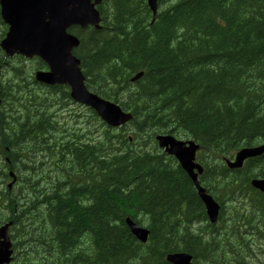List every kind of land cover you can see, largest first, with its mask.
Here are the masks:
<instances>
[{"label": "trees", "instance_id": "16d2710c", "mask_svg": "<svg viewBox=\"0 0 264 264\" xmlns=\"http://www.w3.org/2000/svg\"><path fill=\"white\" fill-rule=\"evenodd\" d=\"M97 8L98 29H71L80 38L74 54L87 87L129 111L128 123L114 131L82 107L71 114L72 123L56 115L58 104L71 103L68 88L37 83L33 70L45 64L36 57L26 63L14 56V77L0 81V93L7 92L6 99L0 96L2 165L11 168L9 146L17 140V129L7 130L9 116L29 119L27 136L33 131L37 141L44 139L40 165L68 161L59 179L56 170L42 171L46 206L40 213L29 205L32 186L27 192L22 184L8 188V171L2 170L0 223L13 221L11 264H170L165 255L173 251L190 253L196 264L256 258L254 249L243 257L228 254L235 243L226 237L264 239V194L249 184L252 176L264 177V153L239 169L227 168L223 159L264 142V0H158L154 18L146 0H102ZM9 59L0 50V64ZM91 120L93 128L84 132L81 125ZM156 133L194 139L207 192L222 205L247 202L242 196L248 195L259 213L249 214L243 229L223 220L219 232V225L206 221L189 177L157 148ZM127 215L149 229L146 243L131 234Z\"/></svg>", "mask_w": 264, "mask_h": 264}, {"label": "water", "instance_id": "95a60500", "mask_svg": "<svg viewBox=\"0 0 264 264\" xmlns=\"http://www.w3.org/2000/svg\"><path fill=\"white\" fill-rule=\"evenodd\" d=\"M156 1L147 0L153 16L156 13ZM100 0H0V13L3 21L8 25L5 37L0 43L1 48L8 55L14 53L27 57L37 55L49 66V71H36L39 81L49 84H68L70 95L76 101L93 108L108 124L116 126L125 123L131 114L123 113L112 102L99 98L90 93L83 81L79 68V60L72 55L71 50L78 44V39L67 32L68 27L77 25H97L99 21L95 4ZM156 139L161 147L169 154L175 155L186 171L191 174L202 198L206 212L211 221L216 219L218 205L212 197L198 186L193 168L199 171L201 167L194 163L195 150L198 148L193 141L177 140L168 134L157 135ZM264 145L243 148L239 150L234 160L226 159L229 167H239L249 156L262 153ZM252 184L264 191V180H252ZM132 233L144 240L147 231L127 220ZM7 226L0 227V264L9 261L11 253ZM173 264H192L190 256L175 253L168 256Z\"/></svg>", "mask_w": 264, "mask_h": 264}, {"label": "rangeland", "instance_id": "374dc122", "mask_svg": "<svg viewBox=\"0 0 264 264\" xmlns=\"http://www.w3.org/2000/svg\"><path fill=\"white\" fill-rule=\"evenodd\" d=\"M8 76H9V78L14 77L13 75H11V73H8ZM1 82L3 83V80H1ZM6 83L8 84V82H6ZM14 93L20 95V97L23 100V94L21 91L14 92ZM1 94H2L1 97L6 99L3 95H6L7 92L5 93V91H4V93L1 92ZM10 94H12L11 90H10ZM68 107L71 108L72 110H75V111L80 110L75 104H71ZM60 113H62V117L65 120H67L68 122L71 121V123H72L73 118L70 114L73 112L69 111V113H68V111L65 109L64 111H61ZM27 120H29V119H26V120H23L22 122H20V121H17L16 119H13V118L7 119V125H9V127L11 126V128H9V129L7 128V130L11 132L14 129H17V131H16L17 136L15 135L14 138H16L19 143L13 144L12 147L10 146L9 153H10V157H11L12 162L10 163L9 161H7V163L9 165H11V168H9L8 170L5 166H3L4 165V163H3L4 159H3V155L0 154V176L2 175V170H3V174H4V172H6V170L10 171V172L12 171L16 175H19L20 181H17V183H15L18 187L22 184L21 187L22 188L25 187L26 188L25 190L27 192V191H29L28 188H30L32 186V188H33L32 189V193H33L32 195L34 197V202L33 203L29 202V205L32 206L31 207L33 209L32 211H36V209H38L39 210L38 212L40 213L41 211H43V209L46 206V203L42 202L44 190L41 188V190H43V192H41V190L39 189L40 188L39 186H42V184H41L42 171L45 169L47 174L50 173L49 175H53V171L55 172V170H56V175L54 173V176L56 179L57 178L59 179L61 177L60 169L63 167H66L68 165V161L67 160H65V161L58 160V161H61V163L60 162H57V163L52 162L48 165H40V162L42 159V153L44 152L43 149H45L47 145L42 144V142H43L42 140L37 141L36 135L33 131H31L32 133L27 136V133H28V130L30 127L29 126L30 122ZM92 122L93 121L91 120V123H89L88 125H81L84 132L88 128H91V129L93 128ZM5 127L6 126H4V128ZM102 128L103 127L100 126L99 131H97L98 133L96 132V133L92 134L91 137L94 139L95 135L96 134L98 135L102 131ZM44 130H45V132H48L47 134H50V133L55 134L54 130H52L51 128H46ZM114 131H117V129H114ZM37 135H38V137L40 136V134H37ZM46 136H49V135L42 134L40 137H46ZM59 163H60V165H59ZM19 168H20V170H19ZM24 171H25V173H24ZM8 181H9V179L7 181H5L6 184L8 183ZM1 184L3 187L5 186V184L3 182H1ZM3 187L0 186V189H3ZM7 187H8V185H7ZM11 187L12 186H10L9 188H11ZM44 193H46V192H44ZM35 225L36 224L33 222L32 226L35 227ZM26 230L28 231V229H26ZM233 248H234L233 251L236 253H238L241 250V247L239 245H234ZM249 261L250 260H247L246 263L248 264ZM251 263L252 262H250L249 264H251ZM256 264H258V263H256Z\"/></svg>", "mask_w": 264, "mask_h": 264}, {"label": "bare ground", "instance_id": "6f19581e", "mask_svg": "<svg viewBox=\"0 0 264 264\" xmlns=\"http://www.w3.org/2000/svg\"><path fill=\"white\" fill-rule=\"evenodd\" d=\"M99 6V5H98ZM97 6V7H98ZM96 10H97V8H96ZM98 11V10H97ZM98 14H99V21H98V23H97V25H87L86 27H88V26H92V27H94V28H96V29H98L99 27H100V22H101V17H100V13H99V11H98ZM122 15V14H121ZM130 17V16H129ZM247 24V23H246ZM86 27H84V28H86ZM5 37V35H3V37L0 39V43H1V41L3 40V38ZM227 37V36H226ZM243 43H244V41H243ZM0 50L3 52V54H4V56L5 57H8V58H11V55H8L7 53H5V51L1 48V46H0ZM14 54H16L17 56H19V54L18 53H14ZM168 60V59H167ZM143 72V71H142ZM142 72H139V73H137L136 75L134 74V76H132V79H131V81H135V80H137V79H139L140 77H141V75H142ZM12 82V81H11ZM1 84V83H0ZM205 85V84H204ZM0 86H2V84L0 85ZM185 86V85H184ZM14 87V86H13ZM124 87V86H123ZM122 87V88H123ZM2 88V87H1ZM1 88H0V90H1ZM152 89V88H151ZM2 90H3V88H2ZM163 90V89H162ZM149 91V90H148ZM26 92V91H25ZM173 100V99H172ZM201 100H203V99H201ZM197 101V100H196ZM200 101V100H199ZM114 105H116V106H118L119 107V109L121 110V112H123V113H129V114H131L129 111H125V110H123V108H121L118 104H116V102L114 103V102H112ZM200 104V103H199ZM200 106V105H199ZM2 107V106H1ZM202 107V106H201ZM2 108H4V106L2 107ZM4 111V110H3ZM8 111H10V109L8 110ZM15 111H16V109H15ZM2 112V111H1ZM3 113V112H2ZM16 114V113H15ZM25 114H26V112H25ZM0 115H2V114H0ZM6 117H7V115H6ZM9 118H10V116H9ZM1 119V118H0ZM4 120H5V118H3ZM7 119H8V117H7ZM19 119V118H18ZM4 120H3V122H4ZM1 121V120H0ZM218 122V121H217ZM2 123V122H1ZM15 124V123H14ZM180 125V124H179ZM43 127V126H42ZM11 128V127H10ZM16 130V129H15ZM44 132V131H43ZM28 134V133H27ZM31 134V133H30ZM38 136V135H37ZM37 138V137H36ZM15 139V138H14ZM236 139V138H235ZM40 140H44V139H42V138H40ZM48 140V139H47ZM59 140V139H58ZM5 142V141H4ZM3 143V142H2ZM19 143V142H18ZM11 144H14L12 141H11ZM16 144H17V140H16ZM79 145V144H78ZM10 147V146H9ZM53 147V146H52ZM66 149V148H65ZM200 149V148H199ZM8 151V150H7ZM29 151V150H28ZM2 153V152H1ZM0 153V154H1ZM68 153V152H67ZM59 154V156H60V153H58ZM90 154V153H89ZM106 154V153H105ZM110 154V153H109ZM4 155V154H3ZM70 155H71V153H70ZM81 156V155H80ZM3 157H5V156H3ZM33 157V156H32ZM48 158V157H47ZM62 158H64V157H62ZM9 159V158H8ZM77 159V158H76ZM176 160V162L178 163V165L180 166V168L185 172V174L189 177V179L191 180V182H192V184H193V186H194V188H195V190H196V194H197V196H198V198H199V200L201 201V203L203 204V207H204V210H205V214H206V216H204L207 220L206 221H208V222H210V219H209V217H208V214H207V212H206V208H205V204H204V202H203V200H202V198L200 197V195H199V192H198V188H197V186H196V184H195V182H194V180H193V177L191 176V174H189L187 171H186V169L182 166L183 164H181L180 163V161H179V159L176 157V156H174L173 157V160ZM43 160L45 161V159L43 158ZM4 161H5V159H4ZM47 161H49V160H47ZM53 161V160H52ZM91 161V160H90ZM12 162V161H11ZM42 162V161H41ZM46 162V161H45ZM48 163V162H47ZM118 163V162H117ZM43 164V163H42ZM224 164H225V166L227 167V168H229V169H232V167H229L228 166V164H227V162L226 161H224ZM60 165V164H59ZM21 166V165H20ZM19 166V167H20ZM78 166V165H77ZM103 168V167H102ZM19 170H20V168H19ZM26 171V170H25ZM25 171H24V173H25ZM23 173V174H24ZM193 173H194V171H193ZM248 173V172H247ZM50 174V173H49ZM3 175V174H2ZM173 175V174H172ZM35 176V175H34ZM32 177V176H31ZM42 177V176H41ZM68 180H70V179H68ZM0 182H2V181H0ZM5 182V181H4ZM3 182V183H4ZM185 183V182H184ZM242 183V182H241ZM36 185V184H35ZM237 185V184H236ZM98 186V185H97ZM157 186V185H156ZM241 186V185H240ZM21 187V186H20ZM29 187V186H28ZM237 187V186H236ZM4 189V188H3ZM233 189H235V188H233ZM232 189V190H233ZM243 189H245L244 187H243ZM18 190V189H17ZM20 190V189H19ZM163 190V189H162ZM241 191H242V189H240ZM43 191V190H42ZM243 191H245V190H243ZM1 192V191H0ZM8 192V191H7ZM20 192V191H19ZM76 192V191H75ZM4 193V192H3ZM6 193V192H5ZM22 193V192H21ZM13 194V193H12ZM180 194V193H179ZM5 195V194H4ZM9 195V194H8ZM244 196V195H243ZM0 197H2V198H0V199H3V196H0ZM20 197V196H19ZM22 197V196H21ZM62 197V196H61ZM82 197V196H81ZM85 197V196H84ZM23 198V197H22ZM45 200V199H44ZM49 200V199H48ZM57 200V199H56ZM8 201V200H7ZM10 201V200H9ZM27 201V200H26ZM92 202V201H91ZM217 202V201H216ZM8 203V202H7ZM23 203V202H22ZM48 203V202H47ZM218 203V202H217ZM12 205H13V203H12ZM16 205V204H15ZM15 205H14V207H15ZM31 206V205H30ZM32 207V206H31ZM2 212V211H1ZM22 214V213H21ZM161 215H162V213H161ZM164 215V214H163ZM21 216H19V218H20ZM18 218V219H19ZM27 219V218H26ZM62 220V219H61ZM165 221V220H164ZM202 221H203V219H202ZM228 221V220H227ZM197 222V221H196ZM170 223V222H169ZM11 224V222H8V226ZM208 224V223H207ZM55 225V224H54ZM198 227V226H197ZM194 228H195V226H194ZM35 229V228H34ZM29 231V230H28ZM81 233V232H80ZM17 240H18V238H17ZM21 240V239H20ZM120 241V240H119ZM20 242V241H19ZM23 242V241H22ZM84 243V242H83ZM82 248V247H81ZM52 249V248H51ZM106 250V249H105ZM48 257V256H47ZM133 257V256H132ZM55 259V258H54ZM245 261H247V260H245ZM53 262V261H52ZM211 264V263H210Z\"/></svg>", "mask_w": 264, "mask_h": 264}]
</instances>
